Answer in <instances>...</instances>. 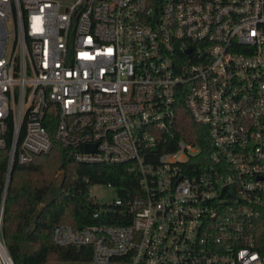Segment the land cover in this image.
<instances>
[{"label": "built area", "instance_id": "1", "mask_svg": "<svg viewBox=\"0 0 264 264\" xmlns=\"http://www.w3.org/2000/svg\"><path fill=\"white\" fill-rule=\"evenodd\" d=\"M47 122L77 163H127L141 185L94 214L124 223L58 225L56 244L91 246L89 264H264V0H0L6 185L51 151Z\"/></svg>", "mask_w": 264, "mask_h": 264}, {"label": "trees", "instance_id": "2", "mask_svg": "<svg viewBox=\"0 0 264 264\" xmlns=\"http://www.w3.org/2000/svg\"><path fill=\"white\" fill-rule=\"evenodd\" d=\"M180 117L179 136L201 145L205 153L209 148L207 127L198 126L185 113ZM47 125L53 139L51 151L36 155L29 163H15L7 185L9 145L0 149L3 236L15 264H89L93 248L56 244L54 228L58 225L83 228L95 223H124V216L118 210L94 217L97 211H102V205L91 195L90 188L96 184L109 185L119 198L128 202L140 191V176L130 171L127 163H77L74 154L78 149L64 147L54 137L55 123L47 122ZM12 131L10 126L8 141Z\"/></svg>", "mask_w": 264, "mask_h": 264}, {"label": "rangeland", "instance_id": "3", "mask_svg": "<svg viewBox=\"0 0 264 264\" xmlns=\"http://www.w3.org/2000/svg\"><path fill=\"white\" fill-rule=\"evenodd\" d=\"M90 193L95 198V200L101 205L110 203L117 197V193L113 187L103 184H96L91 186ZM53 264H80V263L62 262V263H53Z\"/></svg>", "mask_w": 264, "mask_h": 264}, {"label": "water", "instance_id": "4", "mask_svg": "<svg viewBox=\"0 0 264 264\" xmlns=\"http://www.w3.org/2000/svg\"><path fill=\"white\" fill-rule=\"evenodd\" d=\"M86 151L90 152V151H95V146L93 145H86L85 146Z\"/></svg>", "mask_w": 264, "mask_h": 264}]
</instances>
